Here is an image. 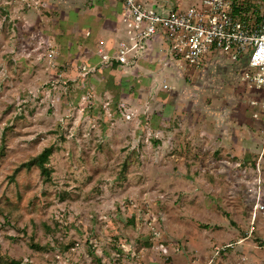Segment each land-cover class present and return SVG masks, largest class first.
Returning a JSON list of instances; mask_svg holds the SVG:
<instances>
[{"label": "rangeland", "instance_id": "rangeland-1", "mask_svg": "<svg viewBox=\"0 0 264 264\" xmlns=\"http://www.w3.org/2000/svg\"><path fill=\"white\" fill-rule=\"evenodd\" d=\"M115 20L104 0H0V264H264V91L228 60L172 90L101 67ZM49 148L48 178L16 171Z\"/></svg>", "mask_w": 264, "mask_h": 264}, {"label": "built area", "instance_id": "built-area-1", "mask_svg": "<svg viewBox=\"0 0 264 264\" xmlns=\"http://www.w3.org/2000/svg\"><path fill=\"white\" fill-rule=\"evenodd\" d=\"M43 1L6 4L30 7ZM104 1L112 6L116 20L114 39L97 47L101 67L133 71L138 63H146L153 68L152 78L154 70L161 72L157 87L172 90L175 69L190 81L204 64L228 60L242 67L244 89L264 91V0H240L249 6L242 15L234 13L235 0H199L186 7L169 0ZM247 106L264 136V98L251 96ZM263 209L258 202L255 210Z\"/></svg>", "mask_w": 264, "mask_h": 264}, {"label": "trees", "instance_id": "trees-1", "mask_svg": "<svg viewBox=\"0 0 264 264\" xmlns=\"http://www.w3.org/2000/svg\"><path fill=\"white\" fill-rule=\"evenodd\" d=\"M249 9L248 4H243L240 0H235V6H234V13L242 15L243 12H246ZM117 69V66H115ZM51 155V148L45 149L42 153L39 155L33 157L27 162L22 163L16 171H19L21 168L31 169L33 167L39 168L41 171V174L48 178L50 176L49 169L47 167V163L49 161V157ZM34 248L40 249L41 247L39 245H33ZM8 264H23L22 261L13 260L10 259L8 261Z\"/></svg>", "mask_w": 264, "mask_h": 264}, {"label": "crops", "instance_id": "crops-1", "mask_svg": "<svg viewBox=\"0 0 264 264\" xmlns=\"http://www.w3.org/2000/svg\"><path fill=\"white\" fill-rule=\"evenodd\" d=\"M113 9V8H112Z\"/></svg>", "mask_w": 264, "mask_h": 264}]
</instances>
